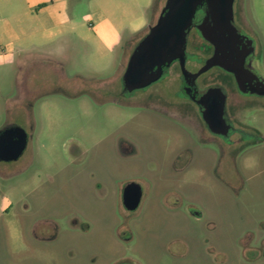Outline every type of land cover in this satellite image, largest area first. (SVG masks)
Returning a JSON list of instances; mask_svg holds the SVG:
<instances>
[{
	"label": "rangeland",
	"instance_id": "374dc122",
	"mask_svg": "<svg viewBox=\"0 0 264 264\" xmlns=\"http://www.w3.org/2000/svg\"><path fill=\"white\" fill-rule=\"evenodd\" d=\"M164 3L149 4L146 28L113 53L33 57L27 145L0 160V264H264V94L239 92L218 65L202 72L244 100L226 106L236 128L222 136L179 92L174 68L123 90L128 56ZM242 4L264 77V0ZM115 58L126 61L119 73ZM23 93L0 78V128L25 119ZM129 181L142 190L135 209L122 203Z\"/></svg>",
	"mask_w": 264,
	"mask_h": 264
},
{
	"label": "crops",
	"instance_id": "0c3cea01",
	"mask_svg": "<svg viewBox=\"0 0 264 264\" xmlns=\"http://www.w3.org/2000/svg\"><path fill=\"white\" fill-rule=\"evenodd\" d=\"M153 3L154 0H0V78L20 82L24 88L16 105L25 119L12 123L32 122L27 85L34 56L57 54L68 61L83 45L86 51L92 45L102 57L113 53L146 28V7ZM115 60V71L119 73L126 61ZM106 69L107 65L99 72Z\"/></svg>",
	"mask_w": 264,
	"mask_h": 264
},
{
	"label": "water",
	"instance_id": "95a60500",
	"mask_svg": "<svg viewBox=\"0 0 264 264\" xmlns=\"http://www.w3.org/2000/svg\"><path fill=\"white\" fill-rule=\"evenodd\" d=\"M233 0H165L156 21L148 27L130 52L123 74L122 87L126 92L144 87L160 78L174 59H179L182 75L197 76L213 65L231 72L237 86L245 91L240 76L245 73L244 61L249 53H254L252 38L243 41L233 24ZM204 15L197 23L200 35L213 45V50L204 63L190 72L184 66L186 57V36L198 9ZM264 83V82H263ZM221 91L211 87L209 92ZM255 91L264 94V86ZM201 116L211 132L226 133L216 123L208 107L200 104ZM28 141L26 130L20 125L4 127L0 130V160L18 158ZM141 186L136 181L127 182L121 192L122 203L127 209H135L141 199ZM122 264H133L125 262Z\"/></svg>",
	"mask_w": 264,
	"mask_h": 264
},
{
	"label": "flooded vegetation",
	"instance_id": "af4514ba",
	"mask_svg": "<svg viewBox=\"0 0 264 264\" xmlns=\"http://www.w3.org/2000/svg\"><path fill=\"white\" fill-rule=\"evenodd\" d=\"M232 8L233 24L235 25L237 31L241 34L243 41L246 42L247 39L252 38V42L254 44V34L251 30L247 28L244 22V17H246V14L244 12L242 0H233ZM203 15L204 9H198L186 36V57L184 59V66L190 72H195L204 63L205 58L209 56L213 50V45L209 41L204 39L197 29V23ZM255 48L256 46L254 45V53H249L246 56L244 61L246 71L240 76L241 84L245 88V91L241 90L237 86L239 92H242L244 94H259L255 91L251 92L250 90H259L262 89L264 86V77L256 70L254 66ZM204 52L207 53L205 56H202ZM200 58L202 60H200ZM170 68H174L176 71H178L179 92H181L186 99L190 100L194 105L197 106L200 116V104L208 107L217 125L219 124L220 127L222 126L221 128L223 129L225 125L229 126L226 133L220 132L215 134L228 136L230 128L235 129L236 126L234 125V120L232 118L235 114H230L226 106H228V104L230 103L240 105L244 102V100L237 94H229V92L226 91L223 86L215 82L207 81L205 79L200 80L199 77L205 70L195 77L192 76V74H187L186 77H184L182 75L181 64L179 59H174L170 63L167 70H169ZM231 75L233 76L232 73ZM214 86L220 87L221 91L209 92V88ZM201 119L204 123V126L208 129L202 116Z\"/></svg>",
	"mask_w": 264,
	"mask_h": 264
},
{
	"label": "trees",
	"instance_id": "16d2710c",
	"mask_svg": "<svg viewBox=\"0 0 264 264\" xmlns=\"http://www.w3.org/2000/svg\"><path fill=\"white\" fill-rule=\"evenodd\" d=\"M148 30V29H147ZM262 255H263V258H264V247H263V249H262Z\"/></svg>",
	"mask_w": 264,
	"mask_h": 264
}]
</instances>
